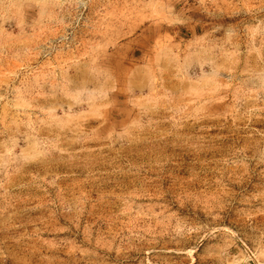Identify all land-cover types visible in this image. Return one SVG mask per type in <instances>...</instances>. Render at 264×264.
I'll list each match as a JSON object with an SVG mask.
<instances>
[{
	"label": "rangeland",
	"instance_id": "374dc122",
	"mask_svg": "<svg viewBox=\"0 0 264 264\" xmlns=\"http://www.w3.org/2000/svg\"><path fill=\"white\" fill-rule=\"evenodd\" d=\"M0 264H264V0H0Z\"/></svg>",
	"mask_w": 264,
	"mask_h": 264
}]
</instances>
